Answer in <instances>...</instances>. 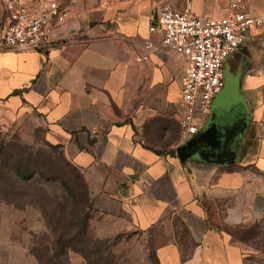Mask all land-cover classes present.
<instances>
[{
	"label": "crops",
	"instance_id": "0c3cea01",
	"mask_svg": "<svg viewBox=\"0 0 264 264\" xmlns=\"http://www.w3.org/2000/svg\"><path fill=\"white\" fill-rule=\"evenodd\" d=\"M57 1L68 16L44 49L0 48V118L29 115L63 148L103 216L101 237L140 231L155 264H249L259 252L215 222L264 226V0H247L261 22L225 61L223 87L195 135L231 123L236 159L224 163L180 159L178 148L195 137L182 140L177 123L186 61L149 53L145 40L159 39L149 26L166 4L183 10L191 1L196 14L221 17L228 0Z\"/></svg>",
	"mask_w": 264,
	"mask_h": 264
},
{
	"label": "rangeland",
	"instance_id": "374dc122",
	"mask_svg": "<svg viewBox=\"0 0 264 264\" xmlns=\"http://www.w3.org/2000/svg\"><path fill=\"white\" fill-rule=\"evenodd\" d=\"M221 124L233 126L226 120ZM24 168H29L28 179L19 176ZM78 174L80 170L63 148L50 144L45 139V128L31 116L0 118V264H39L32 248L54 241L45 210L59 209L69 193H85ZM86 212L89 235L98 250L90 264H155L154 249L143 241L140 231L101 237L97 228L103 216L94 208ZM215 225L230 232L249 251L259 252L249 264H264V226L255 221L229 226L219 220ZM145 251L147 262L143 261ZM68 262L89 264L76 251L68 252Z\"/></svg>",
	"mask_w": 264,
	"mask_h": 264
},
{
	"label": "built area",
	"instance_id": "2783aa9c",
	"mask_svg": "<svg viewBox=\"0 0 264 264\" xmlns=\"http://www.w3.org/2000/svg\"><path fill=\"white\" fill-rule=\"evenodd\" d=\"M5 3L8 24L0 40L1 49L42 50L68 16L67 7L57 0ZM260 22V17L250 14L247 0H228L227 13L221 17L198 15L188 1L183 10L164 5L150 23L149 31L159 34V39L145 40L148 52L172 50L186 61L181 87L183 109L177 120L182 140L195 136L205 125L213 97L224 84L225 61L240 50L250 28ZM149 53L138 57V61H147Z\"/></svg>",
	"mask_w": 264,
	"mask_h": 264
},
{
	"label": "trees",
	"instance_id": "16d2710c",
	"mask_svg": "<svg viewBox=\"0 0 264 264\" xmlns=\"http://www.w3.org/2000/svg\"><path fill=\"white\" fill-rule=\"evenodd\" d=\"M17 165L19 166L18 162ZM28 169L20 170V178H29ZM78 178L85 187V193H69L67 202L61 204L59 209L53 212L45 210L47 226L54 234V241L51 245L48 242L39 243V249L32 248L39 264H69L68 252L70 251L81 253L90 264V261L96 258L98 254V250L95 249V242L90 238L89 223L85 216L86 211L94 207L83 175L78 174Z\"/></svg>",
	"mask_w": 264,
	"mask_h": 264
},
{
	"label": "water",
	"instance_id": "95a60500",
	"mask_svg": "<svg viewBox=\"0 0 264 264\" xmlns=\"http://www.w3.org/2000/svg\"><path fill=\"white\" fill-rule=\"evenodd\" d=\"M234 133L233 126H210L200 135L178 148V155L182 161L189 156L198 154L201 158L215 162H233L236 154L230 147V141Z\"/></svg>",
	"mask_w": 264,
	"mask_h": 264
}]
</instances>
